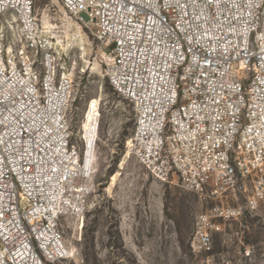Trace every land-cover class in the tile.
I'll list each match as a JSON object with an SVG mask.
<instances>
[{
  "label": "built area",
  "instance_id": "1",
  "mask_svg": "<svg viewBox=\"0 0 264 264\" xmlns=\"http://www.w3.org/2000/svg\"><path fill=\"white\" fill-rule=\"evenodd\" d=\"M56 1L64 18H53L92 37L100 76L132 106L125 148L148 175L264 207V0ZM38 10L36 0H0V264L74 259L60 221L82 219L95 186L99 104L86 167L84 132L82 155L71 143L73 76L58 66L76 39L61 49ZM241 210L201 214L192 248L208 252Z\"/></svg>",
  "mask_w": 264,
  "mask_h": 264
},
{
  "label": "rangeland",
  "instance_id": "2",
  "mask_svg": "<svg viewBox=\"0 0 264 264\" xmlns=\"http://www.w3.org/2000/svg\"><path fill=\"white\" fill-rule=\"evenodd\" d=\"M36 8L39 15L48 11L44 26L50 24L56 30L61 49L72 44L70 34L76 39L78 49L64 50L58 66L64 65L73 76L68 109L71 143L82 155L84 132L86 167L93 160L94 121L90 115L97 104L100 114L93 193L82 219L68 216L60 221L64 242L76 255L54 264H264V207L245 209L240 195L235 201L226 196L221 204L216 197L183 190L176 180L165 184L148 175L125 148L133 126L132 106L100 76L99 45L72 20H68L70 32H65L60 20L53 18L55 14L64 18L56 0H36ZM216 206L240 208L242 213L224 224L219 220L222 227L212 234L210 250L198 252L191 245L196 219L201 214L210 216Z\"/></svg>",
  "mask_w": 264,
  "mask_h": 264
},
{
  "label": "bare ground",
  "instance_id": "3",
  "mask_svg": "<svg viewBox=\"0 0 264 264\" xmlns=\"http://www.w3.org/2000/svg\"><path fill=\"white\" fill-rule=\"evenodd\" d=\"M128 154H129V153H128ZM112 180L114 181V180H115V177H113Z\"/></svg>",
  "mask_w": 264,
  "mask_h": 264
},
{
  "label": "trees",
  "instance_id": "4",
  "mask_svg": "<svg viewBox=\"0 0 264 264\" xmlns=\"http://www.w3.org/2000/svg\"><path fill=\"white\" fill-rule=\"evenodd\" d=\"M111 89V88H110Z\"/></svg>",
  "mask_w": 264,
  "mask_h": 264
}]
</instances>
